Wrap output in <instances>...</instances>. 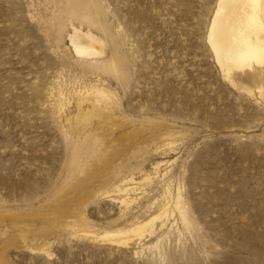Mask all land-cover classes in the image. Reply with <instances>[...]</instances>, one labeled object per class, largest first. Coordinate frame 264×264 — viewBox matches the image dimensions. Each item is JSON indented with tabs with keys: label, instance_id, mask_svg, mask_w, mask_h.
<instances>
[{
	"label": "rangeland",
	"instance_id": "rangeland-1",
	"mask_svg": "<svg viewBox=\"0 0 264 264\" xmlns=\"http://www.w3.org/2000/svg\"><path fill=\"white\" fill-rule=\"evenodd\" d=\"M69 6L88 18L69 21ZM215 6L0 0V264H264V90H254L261 85L254 75H236L234 86L220 72L207 40ZM71 24L97 37L99 56L74 52ZM96 82L112 92L116 111L136 121L120 133L112 125L90 138L96 144L81 143L60 108ZM161 121L171 124V136L141 139L143 125L157 130ZM112 153L111 165L127 163L117 179L133 178L124 203L116 194L87 192ZM76 163L98 171L72 179L49 200ZM168 180L173 213L141 237L131 232L127 245L74 238L60 224L84 207L101 228L114 227L123 212L119 226L150 217L166 201ZM177 191L184 221L174 206ZM22 207L40 208L7 212Z\"/></svg>",
	"mask_w": 264,
	"mask_h": 264
},
{
	"label": "bare ground",
	"instance_id": "bare-ground-1",
	"mask_svg": "<svg viewBox=\"0 0 264 264\" xmlns=\"http://www.w3.org/2000/svg\"><path fill=\"white\" fill-rule=\"evenodd\" d=\"M66 10H68L66 17H68L69 21L72 16L77 17L82 15L84 18H88V14L86 12H78V10L71 9L70 6ZM72 24L68 40L70 45L73 47L74 52L77 55L86 57L99 56L102 48L97 37L89 29H84L81 26H74ZM207 40L214 53L217 66L226 80L230 81L235 86L237 85L235 80L236 75H254L257 77L258 81L261 82V85L255 87L254 90L257 92L262 89L264 90V0H216V6L210 20ZM248 91L251 92L252 89H248ZM116 106L117 105L112 92L105 88L101 83L96 82L85 84L76 90L69 98L65 97L60 108V113L62 114L63 120L70 128L71 132L76 136L81 133V143H85L89 142L90 138L101 137V133L103 136L107 135L108 132L113 129L112 125L120 126L117 130V132L120 133V131H124V129L130 127L131 124H134L135 119L116 111ZM161 123H163V126L157 128V130L150 129L151 126L142 124L143 128L147 131L145 130L144 133H141V139L149 140L148 137L150 136V139L155 142L156 140H161L171 136V131L169 129L171 124L166 121H161ZM122 125L124 128H121ZM93 143L96 144V142ZM114 154L115 153H112L111 156L107 158V166L100 171L99 174H101V180L96 185L89 188L87 192H95L96 194V191H98L100 194L107 196L116 194L119 202L124 203L130 199L128 197L131 194V190L134 189L133 187H130L133 178L130 177L127 179V177L124 176L117 179L123 173L127 163H120L118 166L111 165V162L116 158ZM119 161L120 160L116 162L118 163ZM93 166L94 165H83L81 163L79 165L76 163L75 167L63 180L61 186L55 190L51 197H49V200L53 196L55 197L54 194L56 192L58 193V191L65 184L70 183L72 179L73 181H77L78 179L81 180V178L87 177V174L93 170L96 169L95 171H98L97 168H94ZM100 167L102 168V166ZM169 184L170 181L168 180L163 185V193L165 194L164 197L166 201L158 206L157 210H155L150 217L139 220L136 216H134L135 221L129 225H117L119 218L127 215V212H123L113 221V224L115 225L114 227H97L90 221L87 211L84 209L85 207L78 210V212L77 210L76 212L70 210V215H67L68 218L63 220L60 224H62L65 228H69L67 233L71 237L74 236V238H86V240H97L98 242L100 240L119 246L127 245L132 240L130 235L131 232L135 231L137 235L141 237L146 227H152L155 220L159 219L161 222H164L168 219L169 215L173 213H170V209L168 207V203L171 198ZM82 193H84V191ZM76 194L79 195L80 193L78 192ZM180 197V192L177 191L174 206L176 207L178 216L184 221L185 210L179 205ZM37 208L39 209L40 207H22L16 210L9 209L7 212L9 211V213L11 212L15 216L25 210L31 211ZM59 209H62L61 206ZM67 211H69V209ZM10 214L9 216L11 217ZM38 215L39 214H37V218ZM13 219L15 218L13 217ZM55 223H57L56 220ZM27 225H29V223ZM62 225L59 226L61 227Z\"/></svg>",
	"mask_w": 264,
	"mask_h": 264
}]
</instances>
